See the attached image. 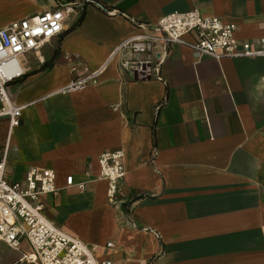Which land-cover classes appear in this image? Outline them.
Here are the masks:
<instances>
[{"label":"crops","instance_id":"obj_1","mask_svg":"<svg viewBox=\"0 0 264 264\" xmlns=\"http://www.w3.org/2000/svg\"><path fill=\"white\" fill-rule=\"evenodd\" d=\"M99 1L105 8L0 0V28L58 6L65 12L61 34L21 55L25 74L10 83L24 109L12 132L0 119L9 179L23 180L33 165L54 169L57 191L44 196V213L99 261L264 264V57L215 58L157 43V53L167 52L162 79L133 78L108 61L121 40L142 32L136 21L153 25L177 10L235 23L239 39L264 36V0ZM75 65L102 68L98 84L61 92ZM116 149L126 174L113 204L99 155ZM13 166L21 172L12 179ZM68 175L85 189L68 186ZM19 249L32 250L26 239ZM22 255L8 264H35Z\"/></svg>","mask_w":264,"mask_h":264},{"label":"built area","instance_id":"obj_2","mask_svg":"<svg viewBox=\"0 0 264 264\" xmlns=\"http://www.w3.org/2000/svg\"><path fill=\"white\" fill-rule=\"evenodd\" d=\"M61 7L11 21L0 28V119H8L10 132L20 125L24 109V105L14 102L9 88L11 82L25 74L20 56L38 50L44 42L61 34L65 18ZM64 7L66 11L74 9L72 3ZM136 23L142 32L121 40L108 58V61L116 60L133 78L154 75L162 79L161 67L167 52L157 53V43H163L166 49L170 44L185 43L201 55L215 58L264 57V36L239 39L235 36V23L204 15L197 8L169 12L153 25ZM187 34L193 35V40L187 41ZM101 69L73 66L74 75L61 92L98 84ZM8 150V144L0 149V243L19 249L26 239L32 250L20 259L35 264H113L110 259L99 261L87 243L45 215L44 196L57 191L56 171L33 165L23 180H10ZM124 156L123 149L107 150L99 155V177L107 180V196L113 204L117 203L119 182L126 174ZM66 181L68 186L85 189V183H75L73 175H68ZM107 246H113V242H107Z\"/></svg>","mask_w":264,"mask_h":264},{"label":"rangeland","instance_id":"obj_3","mask_svg":"<svg viewBox=\"0 0 264 264\" xmlns=\"http://www.w3.org/2000/svg\"><path fill=\"white\" fill-rule=\"evenodd\" d=\"M2 136H3V129L0 128V137ZM10 170L12 172L10 175L12 179L18 177L19 173L21 172L20 166L18 167L13 166ZM27 247H28L27 244L23 243V249H26ZM22 250L14 249L6 244H0V264H8L13 260L17 259L18 257H20V255H22Z\"/></svg>","mask_w":264,"mask_h":264},{"label":"trees","instance_id":"obj_4","mask_svg":"<svg viewBox=\"0 0 264 264\" xmlns=\"http://www.w3.org/2000/svg\"><path fill=\"white\" fill-rule=\"evenodd\" d=\"M84 1H85V6H86L87 4H89V3H96V4H98L99 6H102L103 8H105L104 5H102V2L99 1V0H84ZM83 17H84V11H83V13L81 14L80 18L77 20V22L74 24V26H76L77 24H79V23L82 21ZM74 26H73V27H74Z\"/></svg>","mask_w":264,"mask_h":264}]
</instances>
